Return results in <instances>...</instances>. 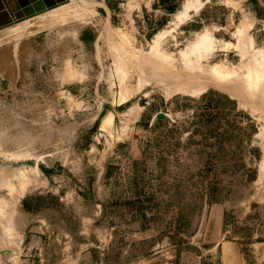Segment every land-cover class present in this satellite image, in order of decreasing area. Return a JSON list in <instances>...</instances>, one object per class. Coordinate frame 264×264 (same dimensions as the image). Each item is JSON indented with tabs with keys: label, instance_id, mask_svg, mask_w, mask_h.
Wrapping results in <instances>:
<instances>
[{
	"label": "rangeland",
	"instance_id": "1",
	"mask_svg": "<svg viewBox=\"0 0 264 264\" xmlns=\"http://www.w3.org/2000/svg\"><path fill=\"white\" fill-rule=\"evenodd\" d=\"M76 1L0 35V264H264V0Z\"/></svg>",
	"mask_w": 264,
	"mask_h": 264
},
{
	"label": "bare ground",
	"instance_id": "2",
	"mask_svg": "<svg viewBox=\"0 0 264 264\" xmlns=\"http://www.w3.org/2000/svg\"><path fill=\"white\" fill-rule=\"evenodd\" d=\"M75 2H77L76 0H70V2L68 1V3H66V4H63V5H61V6H59V7H57V8H54V9H51V10H48V11H46V12H44V13H41V14H39V15H37V16H35V17H32V18H29V19H26V20H24V21H21V22H19V23H15V24H12V25H9V26H6V27H4V28H2L1 26L4 24V23H6V22H8L9 20H10V12L9 13H7L6 12V8H14L15 6H16V4H15V2H14V0H8V2L6 3V8H4L3 7V5H2V3L0 2V35H4V34H6L7 33V31H13L14 30V28H17L16 30H21V27L22 28H24V31H26V30H30L31 28H36V27H42L43 29H47V28H49V27H53V26H55V25H57V24H59L60 22H62V21H65V20H67L69 17H72V15H77L74 11L70 14V15H67V12L70 10V9H75L77 6H78V4H76ZM190 7H191V5L190 4H188L187 2L183 5V9H182V11L181 12H179L178 13V16H177V18H181V17H184L185 15H186V13H187V11L190 9ZM49 26V27H48ZM26 29V30H25ZM15 35H17V36H19V33H21V31H19V32H13ZM203 39H204V37H201V38H199L198 39V45H201L202 43H203ZM263 60H264V58H263ZM261 61V60H260ZM260 63H262V62H260ZM264 63V62H263ZM259 65V64H258ZM171 69H172V67H170ZM183 68V67H182ZM173 69H175V67L173 68ZM172 69V70H173ZM168 70V69H167ZM170 70V69H169ZM180 70V69H179ZM183 70H185L184 71V73L186 72V68H184ZM218 70V69H217ZM182 71V70H181ZM221 71H223V70H221ZM220 70H218V71H216V69L215 70H211V71H209V72H207V75H202V73H199L198 71L195 73L194 71V73L192 74V72H191V70L190 71H187L186 73H188V72H191V74L190 75H192L194 78H192L191 77V80L189 81V78L188 77H190V75L187 77V82L189 81L190 82V87H188L189 88V90L188 91H196V88L195 87H197V88H199L200 86H201V84H202V86L205 84H209V85H217V89H218V87L219 86H221V89H222V91H223V86H224V84H223V86L222 85H219V81L217 80V79H219V77L222 75V72H221ZM167 72V71H166ZM170 72H172V71H170ZM183 72V71H182ZM200 72H202V71H200ZM235 72V71H234ZM185 73V75H187ZM197 73H199V74H197ZM224 73H226V72H224ZM228 73V72H227ZM226 73V74H227ZM257 73V72H256ZM203 74H205L204 72H203ZM233 74V73H232ZM234 74H237V73H234ZM231 75V78H230V80L233 82L234 81V79H235V77L238 79V75L236 76V75ZM169 75V76H168ZM168 75L166 74L165 76H164V78H168V77H170V73H169V71H168ZM183 75V74H182ZM195 75V76H194ZM258 75H261V74H258ZM166 76H168V77H166ZM223 76H225L224 74H223ZM232 76H234V77H232ZM183 77H184V75H183ZM228 77V76H227ZM241 77V76H240ZM256 78H257V76H255ZM254 77V78H255ZM185 78H186V76H185ZM215 78H217V79H215ZM232 78H234L233 80H232ZM243 78H245V77H243ZM255 78V79H256ZM215 79V80H214ZM237 79L235 80V81H237ZM260 78H257L256 80L258 81ZM214 80V81H213ZM220 80V79H219ZM224 80H226V79H221L220 81L222 82V83H224L223 81ZM216 81H217V83H216ZM226 81H228V78H227V80ZM241 81H244V80H242L241 79ZM229 82V81H228ZM222 83H220V84H222ZM226 83V82H225ZM241 83H243V82H241ZM258 82H256V84H257ZM233 84V83H232ZM236 84V83H235ZM234 84V85H235ZM199 85V86H198ZM228 85H229V83H228ZM246 86H247V84H245ZM244 85V86H245ZM214 86V88H216ZM227 86V85H226ZM233 86V85H232ZM241 86H242V84H241ZM204 87V86H203ZM202 87V88H203ZM205 87H208V86H205ZM209 87H211V86H209ZM195 88V89H194ZM220 88V87H219ZM228 88H230V86L228 87ZM242 88V87H241ZM190 89H192V90H190ZM194 89V90H193ZM231 89V88H230ZM230 89H229V91H230ZM240 89V88H239ZM243 89V88H242ZM185 90V89H184ZM202 90H204V89H202ZM225 88H224V92H225ZM234 90V89H233ZM232 90V91H233ZM186 91V90H185ZM188 91H186V92H188ZM194 91V92H195ZM199 91H200V89H199ZM228 89H227V94H228ZM197 92V91H196ZM230 93V92H229ZM237 93V92H236ZM231 95H232V92L230 93ZM234 94V93H233ZM235 95V94H234ZM238 95H240V94H238ZM112 123V119H111V117H108V118H106V120L104 121V123H103V126H107V125H109V124H111ZM264 158V157H263Z\"/></svg>",
	"mask_w": 264,
	"mask_h": 264
},
{
	"label": "water",
	"instance_id": "3",
	"mask_svg": "<svg viewBox=\"0 0 264 264\" xmlns=\"http://www.w3.org/2000/svg\"><path fill=\"white\" fill-rule=\"evenodd\" d=\"M69 0H14L16 6L14 8H6V3L8 0H0L3 7L6 8V12H10V20L4 23L1 27L4 28L6 26L19 23L26 19L35 17L41 13H44L48 10L57 8L63 4L68 3ZM156 119H165L168 117L163 113H158L153 121Z\"/></svg>",
	"mask_w": 264,
	"mask_h": 264
},
{
	"label": "crops",
	"instance_id": "4",
	"mask_svg": "<svg viewBox=\"0 0 264 264\" xmlns=\"http://www.w3.org/2000/svg\"><path fill=\"white\" fill-rule=\"evenodd\" d=\"M210 251H217V264H248L237 242L217 241Z\"/></svg>",
	"mask_w": 264,
	"mask_h": 264
},
{
	"label": "trees",
	"instance_id": "5",
	"mask_svg": "<svg viewBox=\"0 0 264 264\" xmlns=\"http://www.w3.org/2000/svg\"><path fill=\"white\" fill-rule=\"evenodd\" d=\"M25 203H26V201H25Z\"/></svg>",
	"mask_w": 264,
	"mask_h": 264
}]
</instances>
